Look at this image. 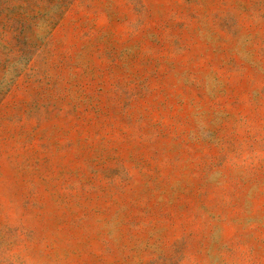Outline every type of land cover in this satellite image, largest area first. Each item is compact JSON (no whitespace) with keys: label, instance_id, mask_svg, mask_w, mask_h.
<instances>
[{"label":"rangeland","instance_id":"obj_1","mask_svg":"<svg viewBox=\"0 0 264 264\" xmlns=\"http://www.w3.org/2000/svg\"><path fill=\"white\" fill-rule=\"evenodd\" d=\"M0 264H264V0H0Z\"/></svg>","mask_w":264,"mask_h":264}]
</instances>
